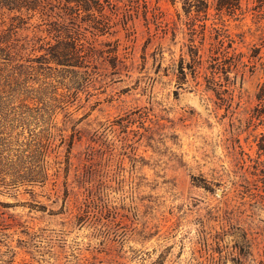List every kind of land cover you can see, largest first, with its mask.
I'll return each instance as SVG.
<instances>
[{"label": "rangeland", "instance_id": "374dc122", "mask_svg": "<svg viewBox=\"0 0 264 264\" xmlns=\"http://www.w3.org/2000/svg\"><path fill=\"white\" fill-rule=\"evenodd\" d=\"M158 5L169 18L181 12L180 3ZM255 5L242 0L228 21L232 33L244 34L238 50L259 51L254 66L238 72L228 107L202 85L176 88L163 69L178 45L171 52L161 40L162 58L154 61L159 34L151 24L144 53L141 17L94 36L105 50L81 85L59 68L22 74L24 84L0 79L16 111L18 99L32 96L26 87L46 82L43 95L25 101L38 109L27 123L0 133V264H264V152L257 144H264V116H255L264 111L255 96L264 82V8ZM14 14L0 8V31ZM25 16L13 33L18 43L34 32L46 36L37 13ZM115 46L113 68L107 49ZM38 54L23 51L24 58ZM36 142L42 161H34ZM16 174L44 180L12 181Z\"/></svg>", "mask_w": 264, "mask_h": 264}, {"label": "trees", "instance_id": "16d2710c", "mask_svg": "<svg viewBox=\"0 0 264 264\" xmlns=\"http://www.w3.org/2000/svg\"><path fill=\"white\" fill-rule=\"evenodd\" d=\"M150 1L0 0V8L15 13L11 16L9 27L0 31V59L2 60L0 61V79L5 78L11 83L21 81L20 83L24 84V80L20 78L22 74H30V71L34 69L54 68L57 70L59 68L73 74L72 85H81L82 81L89 77L87 67L101 60L105 50L97 46L94 36L107 33L111 27L117 25V21L120 26L127 28L135 18L141 17L148 29L144 53L154 36V33H150L151 24L155 25V31L159 34L157 35L160 38L156 46L157 51L154 49L151 52L154 61L156 54L162 58L164 46L161 40L167 38L169 51L172 46L178 45L177 57L173 59L169 67L166 66L163 69L165 75L170 72L173 74L176 88H184L185 85L195 88L202 85L203 90L212 92L222 101L217 104L218 106H230L237 88L238 72L242 76L246 66L252 68L259 52L257 47L250 48L251 51L248 52L238 50L244 43V34L232 33L228 26V21L234 18L238 11H242V0H165L173 6L180 3L181 12L176 10L174 18L167 17L166 13L160 10L159 0H154V4ZM255 2L256 7L264 8V0H255ZM125 5L129 8L119 11ZM35 13L46 24V28L42 30L46 36L37 35L34 32L28 41L18 43V39L13 38L15 28L26 22L23 14L29 18ZM210 16H212L211 22L207 23ZM16 19L18 22L13 23ZM86 31L91 33V38L87 36ZM46 37H48L47 40H45ZM110 44V41H104L100 45L109 46ZM29 46H31V51H40V54L32 58H24L23 51ZM115 51L116 46L107 49L108 60L113 68L118 63L117 56L112 54ZM15 67L21 71L16 73ZM81 68L85 69L86 74L80 72ZM160 68L161 62L156 66L157 74ZM5 70L10 74L3 77ZM45 83L43 81L37 87H26L25 91L31 92L32 96L18 99L17 108L20 109L17 111L10 105L8 98H4L5 91H0V133L3 132L2 130H7L9 133L10 129L17 125L27 123L29 117L32 116L29 112L38 109L28 107L25 101H33L38 99L37 95H43ZM76 85L73 87H77ZM255 96L259 103H264V82ZM21 107L27 108L28 112L21 111ZM255 116L261 118L264 116V111L257 110ZM257 144L258 150L264 152V144L259 142ZM42 148L43 145L35 143L32 152L37 154V159L34 161L43 160L44 149ZM261 171L264 174L262 169ZM39 176L42 178L41 175ZM13 178L12 181L20 179L35 181L39 177L26 175L27 179H25L16 174ZM40 180H44V177Z\"/></svg>", "mask_w": 264, "mask_h": 264}]
</instances>
